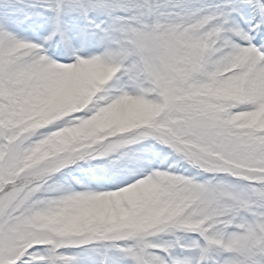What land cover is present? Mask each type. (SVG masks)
Listing matches in <instances>:
<instances>
[{"label": "snow or ice", "instance_id": "1", "mask_svg": "<svg viewBox=\"0 0 264 264\" xmlns=\"http://www.w3.org/2000/svg\"><path fill=\"white\" fill-rule=\"evenodd\" d=\"M0 264H264V0H0Z\"/></svg>", "mask_w": 264, "mask_h": 264}]
</instances>
